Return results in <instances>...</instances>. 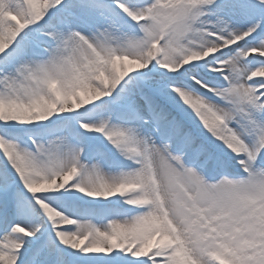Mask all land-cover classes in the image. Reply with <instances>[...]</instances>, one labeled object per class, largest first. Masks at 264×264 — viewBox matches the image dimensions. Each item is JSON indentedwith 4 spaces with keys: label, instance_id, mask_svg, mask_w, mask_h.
Listing matches in <instances>:
<instances>
[{
    "label": "snow or ice",
    "instance_id": "6c2138e0",
    "mask_svg": "<svg viewBox=\"0 0 264 264\" xmlns=\"http://www.w3.org/2000/svg\"><path fill=\"white\" fill-rule=\"evenodd\" d=\"M0 264H264V0H0Z\"/></svg>",
    "mask_w": 264,
    "mask_h": 264
}]
</instances>
